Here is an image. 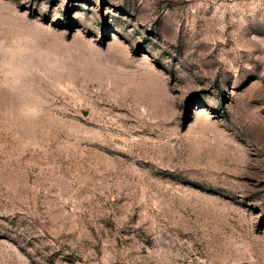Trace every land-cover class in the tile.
<instances>
[{"label":"rangeland","instance_id":"374dc122","mask_svg":"<svg viewBox=\"0 0 264 264\" xmlns=\"http://www.w3.org/2000/svg\"><path fill=\"white\" fill-rule=\"evenodd\" d=\"M0 264H264V0H0Z\"/></svg>","mask_w":264,"mask_h":264}]
</instances>
